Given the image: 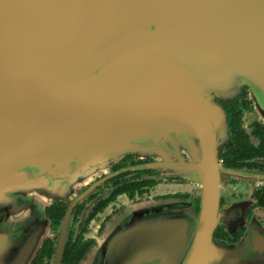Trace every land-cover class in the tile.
Returning <instances> with one entry per match:
<instances>
[{"label":"water","instance_id":"1","mask_svg":"<svg viewBox=\"0 0 264 264\" xmlns=\"http://www.w3.org/2000/svg\"><path fill=\"white\" fill-rule=\"evenodd\" d=\"M244 89L264 121V0H0V264H30L46 207L126 154L201 184L202 212L129 205L82 264L263 261L264 229L212 238L217 98Z\"/></svg>","mask_w":264,"mask_h":264},{"label":"flooded vegetation","instance_id":"2","mask_svg":"<svg viewBox=\"0 0 264 264\" xmlns=\"http://www.w3.org/2000/svg\"><path fill=\"white\" fill-rule=\"evenodd\" d=\"M217 101L227 115L229 141L216 158L219 221L212 238L234 247L253 228L264 229V121L252 117L255 103L248 89ZM181 158L189 161L186 154ZM158 165L156 155H123L97 170L66 200L52 201L45 210L50 232L30 264H82L129 205L178 201L198 218L202 185Z\"/></svg>","mask_w":264,"mask_h":264}]
</instances>
